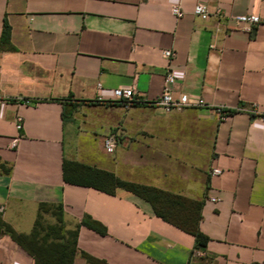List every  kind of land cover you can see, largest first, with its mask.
<instances>
[{
	"label": "crops",
	"instance_id": "0c3cea01",
	"mask_svg": "<svg viewBox=\"0 0 264 264\" xmlns=\"http://www.w3.org/2000/svg\"><path fill=\"white\" fill-rule=\"evenodd\" d=\"M237 14L264 18V0H0V220L28 235L60 207L63 232H76L72 264H264V23L247 31ZM165 49L172 96L204 106L88 103L128 86L156 99ZM66 162L199 204L205 245L127 189L66 182ZM0 264L35 261L0 230Z\"/></svg>",
	"mask_w": 264,
	"mask_h": 264
},
{
	"label": "trees",
	"instance_id": "16d2710c",
	"mask_svg": "<svg viewBox=\"0 0 264 264\" xmlns=\"http://www.w3.org/2000/svg\"><path fill=\"white\" fill-rule=\"evenodd\" d=\"M4 37H6V33H4ZM233 111L227 110L226 112L230 114ZM64 180L73 184L94 187L108 193H113L117 187L127 189L148 200L158 216L194 234L196 247L205 245L206 238L198 230L199 204L190 207L184 203L186 200L180 196L153 187L124 182L108 171L86 165L64 163ZM44 208V205L40 206L41 211H44ZM57 210L53 212L57 217V223L46 225L40 216L32 232L28 235L16 233L1 220L0 230L8 232L19 245L29 252L34 257L35 264H72L73 257L77 252L76 232L67 235L63 232L61 208L58 207ZM83 223L100 233H105L104 227L95 220L86 218ZM87 259L90 264H106L102 260L89 256Z\"/></svg>",
	"mask_w": 264,
	"mask_h": 264
},
{
	"label": "built area",
	"instance_id": "2783aa9c",
	"mask_svg": "<svg viewBox=\"0 0 264 264\" xmlns=\"http://www.w3.org/2000/svg\"><path fill=\"white\" fill-rule=\"evenodd\" d=\"M171 13L176 18H181L184 15L183 10L181 9L179 3L172 4ZM193 13L195 16L205 20L209 17V12L207 6L204 2H197L194 6ZM217 16H221L222 13L217 10ZM233 21L242 26L247 31L251 30V26L264 23V18H261L255 14H237L232 16ZM162 55L168 61V70L165 74L164 78V87L162 89L161 94L154 100H146L144 99L135 89L134 86L128 87H116L111 90V96L109 98H105L102 96H98L96 100H92L94 103H102L107 105H120L125 108L131 107L134 104L143 103L151 106H157L165 111L171 110H182L188 106L196 105V106H204L203 100H198L195 104H192L188 96L186 94H181L178 98H174L172 96V86L175 82V77L171 71L170 63L174 56V52L171 49H165L162 52ZM216 111L225 116L227 114L226 110L222 108H217ZM16 127L18 129L21 128V120L18 118V122ZM121 133L119 131H112L108 135L105 136L103 144L104 148L107 152L112 153L120 143ZM213 174H219V169H213ZM212 201H217L216 198H211Z\"/></svg>",
	"mask_w": 264,
	"mask_h": 264
},
{
	"label": "rangeland",
	"instance_id": "374dc122",
	"mask_svg": "<svg viewBox=\"0 0 264 264\" xmlns=\"http://www.w3.org/2000/svg\"><path fill=\"white\" fill-rule=\"evenodd\" d=\"M89 104H97V103H94V102H88ZM104 105H107V104H104Z\"/></svg>",
	"mask_w": 264,
	"mask_h": 264
}]
</instances>
